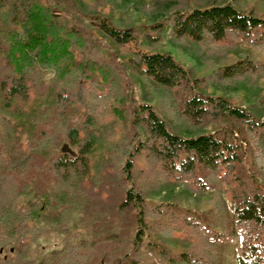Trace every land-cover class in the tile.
Masks as SVG:
<instances>
[{
    "label": "trees",
    "instance_id": "trees-1",
    "mask_svg": "<svg viewBox=\"0 0 264 264\" xmlns=\"http://www.w3.org/2000/svg\"><path fill=\"white\" fill-rule=\"evenodd\" d=\"M263 2L251 0L244 8L211 3L173 12L163 25L172 39H233L251 47L242 57L201 69L191 82L171 54L138 49L131 29L120 30L100 15L92 17L88 38L43 0H0V253L9 240L43 229L53 216L65 220L83 205L97 203L111 238L123 213L133 211L141 234L165 218L161 234L181 244L160 250V264H225L216 253L223 232L148 204L144 193L164 180L197 193L221 180L231 203L228 235L237 239L230 264H264V185L237 169L244 145L234 133L194 132L220 119L239 122L257 146L256 157L264 160V122L249 111L263 110L258 104L264 93L245 107L221 90L203 94L195 88L251 76L264 67ZM156 26L161 24L150 29ZM127 70L148 81L159 113L147 103L126 109ZM52 114L59 116V128L77 152H64L45 165L54 182L44 189L33 174V159L44 132L40 127ZM84 243L65 242L37 258L0 257V264H86Z\"/></svg>",
    "mask_w": 264,
    "mask_h": 264
},
{
    "label": "rangeland",
    "instance_id": "rangeland-1",
    "mask_svg": "<svg viewBox=\"0 0 264 264\" xmlns=\"http://www.w3.org/2000/svg\"><path fill=\"white\" fill-rule=\"evenodd\" d=\"M43 1L52 9L54 15L68 25L80 28L88 38H92V31H94L92 17L97 15L106 18L120 30L131 29L136 37L138 49L171 54L186 69L191 82L201 75V69L208 70L226 59L242 57L251 49L250 46L233 39L224 43L175 40L167 31H163L166 20L176 10L188 11L191 8L207 7L211 3L225 4L227 2L237 8H244L251 0ZM155 24H161V26L151 30L150 26ZM148 31L157 33L152 34L154 38L149 39L146 37ZM103 47L104 52L105 47ZM88 74L92 79H96L92 73ZM50 77L51 74L47 73L45 80L48 81ZM204 82L201 81L202 84ZM123 83L126 84V109L134 104L147 103L152 105L158 113L160 112L157 99L151 92L148 81H141L127 70L123 76ZM197 86H195L196 90L203 94H206V89L210 92V88H215L217 90L212 91L213 94H221L222 91L233 103L248 107L264 93V67L251 76L219 81L216 85L207 83L205 88H201V84ZM258 105L263 110L259 111L250 107L249 111L257 121L264 122V101ZM66 111L70 113L74 109L67 108ZM58 119L59 116L52 114L41 125L40 128L44 132L40 135L39 151L33 159V174L41 177L44 189L51 188L54 182L52 176L45 170V165L64 152L69 154L77 152V149L69 144L64 128H59ZM194 132L195 134L209 132L237 134L240 138L237 143L241 142L244 145L240 150L237 169L243 175H251L264 185V160L256 157L257 146L245 125L229 119H220L214 123L196 127ZM144 193L148 204L162 205L163 209L176 215L193 216L209 229L223 232L224 237L216 253L225 264L231 263L237 239L228 235L232 213L223 181L220 180L211 188L197 193L188 189L183 183L164 180L157 190L144 189ZM96 204L83 205L65 220L53 216L48 225L32 234L25 231L21 237L6 243L0 257L13 258L19 253H24L31 258H37L60 248L65 242L84 241L89 248L86 264H160L162 257L160 250L172 251L181 244L176 239H170L161 234L165 218L158 219L150 227L149 232L141 234V226L137 223L133 211L117 216L115 222L117 234L111 238L108 236L111 231L110 226L106 227V222L103 221ZM137 257H142L143 260L139 263L134 262Z\"/></svg>",
    "mask_w": 264,
    "mask_h": 264
}]
</instances>
